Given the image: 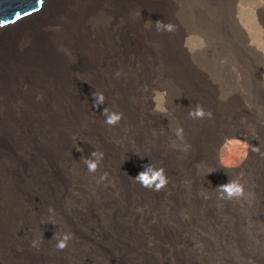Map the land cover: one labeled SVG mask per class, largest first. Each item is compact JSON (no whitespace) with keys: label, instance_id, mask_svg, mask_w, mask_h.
<instances>
[{"label":"bare ground","instance_id":"6f19581e","mask_svg":"<svg viewBox=\"0 0 264 264\" xmlns=\"http://www.w3.org/2000/svg\"><path fill=\"white\" fill-rule=\"evenodd\" d=\"M184 1L43 0L0 27V264H264L261 222L251 217L264 210V188L252 210L216 189L227 183L220 124L232 138L248 129L261 138V121L234 95L220 122L210 107L213 122L203 123L174 106L162 120L149 105L153 89L177 103L209 94L192 79L200 74H171L168 51L186 24L177 13L219 11L220 0ZM194 14L191 27L208 24ZM156 21L175 30L158 32ZM93 92L105 97L99 108ZM104 108L122 113L118 125L104 123ZM93 151L104 157L90 174L81 157ZM148 164L164 169L162 191L134 181ZM64 233L72 239L59 251L52 237Z\"/></svg>","mask_w":264,"mask_h":264},{"label":"rangeland","instance_id":"374dc122","mask_svg":"<svg viewBox=\"0 0 264 264\" xmlns=\"http://www.w3.org/2000/svg\"><path fill=\"white\" fill-rule=\"evenodd\" d=\"M193 1L185 0L184 4H191ZM193 12L209 20L208 24L191 27L194 22L186 20L193 18ZM193 12L187 8L183 14L175 15L186 24L178 27V43L169 48V71L171 74H200L199 79L193 76L192 79L195 82L200 80L196 83L198 87H204L211 92L205 98L197 95L199 103L193 102L189 97L177 103L175 99L170 100L165 91L153 89L150 92L149 105L156 117L162 120L172 106L181 113L187 111V114L196 106L203 109L210 107L216 114L220 113V122L230 100L228 96L234 95L256 121H261L257 128L262 132L261 138L256 137L257 133L253 134L250 129L246 134L242 132L243 129L237 131L246 135V138H232L230 135L236 130L225 131L228 126L220 124L222 132L219 137L222 142L216 148L220 178L224 177V182L230 179L239 180L245 188V197L239 200L241 207L252 210V207L258 206L257 202H261L255 196L256 193L259 190L263 192L262 187L264 188V181H258L255 173L259 166L264 174V164L261 165L264 158L253 151L254 147H259L264 152V0H220L219 11L202 5V8ZM213 29L217 31V35L211 32ZM232 104L234 106L230 105L231 107L239 106L236 101ZM184 119L190 122H213L212 119H192L189 115ZM223 121H230L231 125L232 119L228 116ZM243 209L240 208L246 214ZM251 217L255 222L260 220L263 223H257V227L260 233H264V210L258 216L253 213ZM255 247L260 249L257 244Z\"/></svg>","mask_w":264,"mask_h":264},{"label":"clouds","instance_id":"9594fccd","mask_svg":"<svg viewBox=\"0 0 264 264\" xmlns=\"http://www.w3.org/2000/svg\"><path fill=\"white\" fill-rule=\"evenodd\" d=\"M156 28L158 32H173L175 26L171 23H164L163 21H156ZM93 107L99 108L105 103V97L101 93L93 92ZM101 115L104 116V123L108 126H116L122 119V113L110 111L107 108L103 109ZM189 117L192 119H211V111H205L201 106H196L194 109L190 110L188 113ZM175 135L178 139L183 140L184 134L183 129L178 127L175 129ZM189 145H185V151H187ZM82 151V149H79ZM253 151L257 152L262 158H264V152H261L259 147H254ZM104 154L102 152L93 151L88 158L81 157L86 166L87 171L90 174H94L100 164L103 161ZM107 174L100 177V180L106 179ZM134 181L138 183L141 187L152 190V191H162L166 188L169 180L163 168H156L150 164L145 165L144 169L140 171L134 178ZM217 189V198L221 201H232L240 200L245 197V188L239 180L230 179L227 183L219 185ZM56 240L55 247L57 250H64L68 242L72 239L71 233H64L61 235L54 234L53 237ZM42 243V240H33L31 246L38 248Z\"/></svg>","mask_w":264,"mask_h":264},{"label":"water","instance_id":"95a60500","mask_svg":"<svg viewBox=\"0 0 264 264\" xmlns=\"http://www.w3.org/2000/svg\"><path fill=\"white\" fill-rule=\"evenodd\" d=\"M43 3V0H42ZM41 8V4L36 0H0V21H3L4 27L15 23Z\"/></svg>","mask_w":264,"mask_h":264},{"label":"snow or ice","instance_id":"6c2138e0","mask_svg":"<svg viewBox=\"0 0 264 264\" xmlns=\"http://www.w3.org/2000/svg\"><path fill=\"white\" fill-rule=\"evenodd\" d=\"M36 2L42 5V0H36ZM3 24H4V22L0 21V26H3Z\"/></svg>","mask_w":264,"mask_h":264}]
</instances>
